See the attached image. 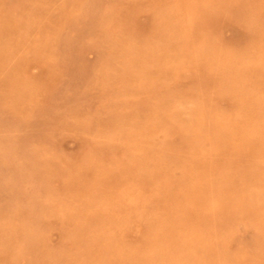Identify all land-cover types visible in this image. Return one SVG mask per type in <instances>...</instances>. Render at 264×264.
Listing matches in <instances>:
<instances>
[{
	"label": "rangeland",
	"instance_id": "obj_1",
	"mask_svg": "<svg viewBox=\"0 0 264 264\" xmlns=\"http://www.w3.org/2000/svg\"><path fill=\"white\" fill-rule=\"evenodd\" d=\"M90 1L81 0L78 4L95 7L105 15V12L109 14L113 9L130 0L102 3ZM202 1H157L140 4L137 7L141 9L142 25H148L150 21L148 15L156 9L157 20L163 18L158 14L162 8L172 12L174 17L169 19L174 20L172 23H177L181 29L176 32L171 31L169 34L173 33L177 38L179 33L181 36L189 34L193 40L195 39V46L193 45L192 48H200L204 40L210 39L218 44L221 58L211 53L209 57L203 56L202 60H198L181 49H172L166 52L165 57L158 60L156 57V60L153 59L155 62L148 61L151 65L158 63L156 71L150 72L151 70L145 69V73L139 70L136 72L137 75L135 73L138 76L136 83H132L136 86L142 81L153 80L160 84L163 90L157 93L139 91L134 94L127 90L110 97V101L122 103L121 101H137L148 96L145 105L148 109H141V114L153 120H159L163 114L179 115L176 124L182 130L173 133L167 131L168 128H162L149 135L141 134L139 139L129 143L123 136L125 131L131 129L141 132L142 130L133 118L131 121H121L120 124L112 126L101 121L108 119L110 113L123 111L128 106L123 103L111 105L108 103L109 97H95L87 102H83L84 99L69 100L68 106L81 105L80 109L69 114L67 117L69 122L66 124L62 119L58 121L53 126L55 128L52 132L48 133L46 142L41 143L36 139L33 144L41 147L45 156L55 159L54 164L49 168V174L45 173L43 176L48 178L50 173H55V176L49 177V187L60 194L56 200L58 208L66 206L69 202L93 201L94 208H109L116 212V220L114 224L111 223L113 224L111 227L109 226L107 234L123 241L126 247L124 252L115 256L125 257L128 254L156 256L162 252L171 236L179 233L182 235L183 243H188L199 251L189 257L182 256L181 250L175 252L178 255L175 260L177 264H264V219L257 217L259 213L264 214V198H258L259 193L262 195L264 193V180L261 181V176L264 174V53L255 56L253 40L237 36V30L249 27L250 22L244 17L227 19L218 29L197 30L194 16H205L208 12L206 7H203ZM62 5L63 2L56 4L54 9L60 11L63 9ZM65 7L68 8L65 9V19L74 16L78 23L80 17L86 20L91 18L84 16L76 5L66 4ZM9 8L17 16L16 18L23 16L22 13H17V5L11 3ZM259 9L264 17V0H255L252 3L250 17H255ZM175 10L180 15H176ZM42 12V9H33L29 20H37ZM167 21L168 19L161 20L162 24L165 23L163 28L159 27L161 33L168 32ZM98 25L102 26L97 28ZM104 27L107 31L111 30L109 35ZM128 27V24H122L116 16H107L97 24H87L85 41L94 40L92 36L94 34L98 38H101L100 35L111 36L117 44L116 47L121 50L130 48V45L138 40L146 41L144 43L153 48L165 44L163 37L151 38L149 29L146 30V35L140 36V39L131 37L134 27ZM63 28V32L74 33V27L63 25ZM190 28H193V31ZM52 31V28H45L41 31L36 30L34 34L38 38H45L49 37ZM14 36L5 35L2 40L11 42ZM12 52L10 49L9 53ZM86 55L90 59L96 58V54L92 51H88ZM209 59L210 62L219 59L218 64L222 68L229 66L228 69L232 68L235 71L241 68L245 70L242 79L239 80L243 88L231 101L223 94L225 89L218 80L205 77ZM133 62V59L129 60V64ZM102 65L104 59H97L96 69H100ZM143 68L148 67L144 65ZM107 70L110 71V68ZM136 70V67H132V72ZM160 70L164 73H160ZM31 75L38 78L41 73L34 69ZM117 86L120 89L122 85ZM255 100H260L263 106L260 112L244 117L241 114L242 109ZM40 101L48 105L52 100L45 98ZM165 102H170L171 105L164 107ZM52 120L54 119H47L45 122L48 124ZM165 123L167 127L172 126L169 119ZM143 124L151 126L154 123ZM234 127H238V130H234ZM16 132L17 130L11 131V134ZM189 138L192 140L190 144L186 143ZM150 153L165 170L164 175L153 184L142 185L140 175L123 172L131 166L134 156ZM194 155H199L202 163L189 169V161ZM9 156L8 152H0L2 160ZM18 159L23 160L19 157ZM89 159L92 162L95 160L98 165L89 167L86 164ZM251 164H258L259 169L256 175L248 176L244 170ZM80 174L83 175L82 178ZM223 182L226 186H222ZM64 183L71 187L63 189L61 184ZM163 186L178 190L177 192L183 197L173 202L170 199L156 207L151 205L154 192ZM28 188L33 191V186ZM94 191L99 192L97 199L93 197ZM112 201L116 203L113 204ZM10 203L16 205L13 207L15 210H24V212L20 215L11 213L0 215V238L9 239L13 250L12 253L6 252L0 245V264H27L31 252L24 244L32 235L46 238L49 249L66 250L62 255L64 258L74 260L77 258V253L72 250L76 245L60 228V224L66 219L62 211L60 217L43 212L44 225L38 226L35 224L37 213L35 217L30 213V208L35 209L34 203L22 202L18 198ZM143 212L146 213V217L140 219L138 215ZM176 215L183 217L182 227H173ZM85 219L79 217L77 221L87 223ZM148 219L153 221L149 230L145 226V221ZM17 227L22 229L21 233L15 232ZM101 231L102 228H88L86 235H97ZM198 231H202L203 235L197 237L195 234ZM154 235L157 237L153 238ZM254 235L256 240L251 241ZM221 241H223V253L214 256L207 254V250L218 246ZM37 260L40 264H58L45 256H39ZM81 264H101V261L96 256H90ZM147 264H155V261H148Z\"/></svg>",
	"mask_w": 264,
	"mask_h": 264
},
{
	"label": "bare ground",
	"instance_id": "obj_2",
	"mask_svg": "<svg viewBox=\"0 0 264 264\" xmlns=\"http://www.w3.org/2000/svg\"><path fill=\"white\" fill-rule=\"evenodd\" d=\"M22 1L27 2V0H2L0 2V152L5 151L10 155L4 160L0 158V215L10 213L20 215L24 212V210L19 211L13 208L16 205L14 206L10 202L15 198L20 199L22 202L28 201L34 203L35 209L33 207L30 208V213L32 217H35L37 213L38 217L35 224L38 226L44 225L43 212L60 217V212L62 211L66 219L62 221L60 228L72 239L76 245L72 250L78 255L75 260L66 259L62 256L66 250L64 251L63 248L49 249V242L46 238L32 235L24 244L25 248L31 252L27 259V264H40L37 260L39 256L50 258L58 264H81L90 256H96L101 261V264H120L121 262L147 264L148 261L152 260L155 261V264H177L175 260H177L178 255L175 252L181 250V255L184 257L192 256V254L198 252L199 250L196 247L183 243L182 235L177 233L171 236L162 252L156 256H132L131 254L125 257L115 256L117 253L124 252L126 247L123 241H119V239L107 234V231L116 220V212L109 208H94L93 201L84 203L74 201L75 203L69 202L66 206L63 205L58 208L56 200L60 194L49 187V177L55 176V173H50L48 178L43 176L45 173H48L55 159L45 156L41 147L34 145L33 141L39 139L41 143L46 142L48 133L52 132L55 128L53 126L58 121L62 119L64 124L69 122L67 120L69 114L74 111L77 112L81 107V105L68 106L69 100L77 101L84 99L83 102H87L95 97H109L108 103L111 105L123 103V105L128 106L123 111L110 113L108 119L101 121L112 126L120 124L121 121H131L133 118L142 130L141 132H135L127 129L123 136L128 139L129 143L139 139L141 134L149 135L151 132H157L158 129L161 130L162 128H168L166 130L173 133L182 130L176 124L179 120V115L176 114H163L159 120L145 118L141 114V109H148L145 107L148 96L137 101H121L122 103L110 101V97L117 96L118 93L122 94L123 91L127 90L132 94L139 91L157 93L163 90V88L156 81L146 80L136 86L133 85L138 79V76H136L137 71H145V69L151 70L150 72L156 71L158 63L151 65L148 61L155 62L156 57L157 60L161 59L165 57L166 52L172 49H181L186 54H190L189 56L193 59L196 58L198 60H202L203 56L204 58L209 57L211 53L221 58L222 54L217 48L218 44L207 39L200 44V48L194 47V49L192 46H195V39L193 40L189 34H182L181 36L179 33L178 38L174 37L173 33L169 34L171 31L176 32L181 26L177 23H172L174 20L169 18H173L174 14L162 7V10L158 14L163 17L161 20L165 21L168 19L169 29L167 28V33L160 32L161 28L159 27L163 28L165 23L162 24L160 19L157 20V9L148 15L150 20L148 25L141 24V9L137 5L146 4L147 2H167L168 0H130L123 3L122 6L113 9L109 14L105 12V15L95 7L79 5L78 2L81 0H30L27 2L32 5ZM92 1L102 3L104 1L119 2L121 0H91L90 2ZM254 1L203 0L201 3L204 4L203 7H206L208 12L205 16H194L196 28L197 30H201V28L218 29L227 19L244 17L250 22L249 27L237 30V36L249 38L253 41L258 40L257 42L252 41L255 47L254 53L256 54L255 56L261 55L264 53V45H262L264 44V17L260 9L257 11L255 17H250L251 5ZM61 2H63L61 6L63 9L60 11L55 10L56 4ZM11 3L18 6L17 13L20 12L23 16L16 18L17 16L9 8ZM66 4L76 5L84 16L91 18L86 20L80 17L79 24L74 16L65 19V9L68 10L65 7ZM35 8L42 9V15L37 20H29V16ZM175 14L180 15L177 10H175ZM107 16H116L122 24L134 27L131 32L132 35H130L131 37H139L140 39V36L146 35V30L149 29L148 32L151 38L163 37L165 39L164 46L153 48L146 45L144 43L146 41L138 40L132 43L130 48L121 50L116 47L117 44L113 41L112 37L105 34V36L100 35L101 38H98L94 34L92 35L94 40H87L86 42L85 33L87 24H97ZM63 25L70 28L74 27V33L63 32ZM101 26L98 25L97 28ZM45 28L53 29L49 37L38 38L34 34L36 30L41 31ZM105 30L107 31L106 28ZM109 31L111 30L109 29ZM109 31L106 32L108 35ZM191 31H193V28ZM5 35L15 36L11 42H4L2 39ZM50 38H52L51 41ZM10 49H12V53H9ZM88 51L94 52L96 58H88L86 55ZM45 57H47L46 60ZM99 58L104 59V65L100 66V69H96V61ZM132 59L134 60L133 64H129V60ZM218 60L215 59V61L210 62L209 59V63L205 62L208 68L205 77L218 80L225 89L223 94L231 101L243 88L239 80L242 79L241 77L245 73V70L241 68L235 71L232 68L228 69L229 66L222 68L218 64ZM144 65L148 68H143ZM132 67H136L137 70L132 72ZM108 68H110V71L107 70ZM34 69L40 71V77H32L31 72ZM160 73H164V71L160 70ZM117 85L122 86L119 89ZM45 98L52 100L50 104H42L40 99ZM170 105V102L163 103L164 107H169ZM262 107L260 100H255L254 103L243 108L241 114L244 117L252 116L260 112ZM47 119L54 120L47 124L45 122ZM168 119L172 122V126H166L165 122ZM143 123L154 124L146 126ZM14 130H17V132L11 134V131L13 132ZM234 130H238V127H234ZM191 142L192 140L189 138L186 143L190 144ZM150 155L151 153L134 156L135 158L131 166L123 172L125 174L136 173L140 175L142 185H145V183L153 184L164 175L165 170L163 165L152 155L150 157ZM18 157L23 160L20 161ZM90 160L86 161L89 167L98 165L95 160L93 162ZM201 163V157L194 155L189 161L188 168H195ZM258 169V164H251L244 172L248 176L256 175ZM80 176L82 178L83 175L80 174ZM261 178V181L264 180V174ZM28 186L31 188L33 186V191ZM222 186H226L225 182H223ZM61 187L66 189L71 186L64 183L61 184ZM177 191L166 186L157 188L154 192L151 205L156 207L160 203H164L170 199L172 200L171 202L173 200H180L183 195ZM98 195L99 192L94 191L93 197L97 199ZM259 197L260 199L264 198V193L263 195L259 193ZM62 200L64 201V198ZM112 202L113 204L116 203V201ZM151 205L149 207H153ZM125 210L130 211L131 208H125ZM41 212L42 214H40ZM145 214L143 212L138 216H140V219H144L146 217ZM259 214L257 217L264 219V214ZM177 216L174 219L173 227H182L183 217ZM79 217L86 218L87 223L78 222ZM152 223L151 219L145 221V226L148 230ZM93 227L95 229L102 228V231L97 235L87 236L86 232L88 228ZM21 231L22 229L17 227L15 232L21 233ZM195 235L200 237L203 235V232L198 231ZM155 237L157 235H154L153 238ZM253 240H256L255 235L251 241ZM10 242L9 239L3 240L0 238V245H2L4 251L12 253L13 250L11 249ZM220 243L217 244L218 246L212 247L211 251L207 250V254L214 256L223 253V241Z\"/></svg>",
	"mask_w": 264,
	"mask_h": 264
}]
</instances>
